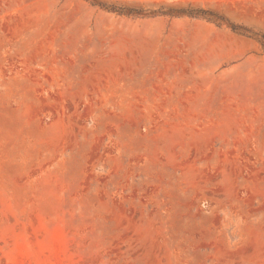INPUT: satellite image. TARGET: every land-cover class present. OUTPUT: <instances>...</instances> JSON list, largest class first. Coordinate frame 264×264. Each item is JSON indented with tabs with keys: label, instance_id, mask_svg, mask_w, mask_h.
Listing matches in <instances>:
<instances>
[{
	"label": "rangeland",
	"instance_id": "obj_1",
	"mask_svg": "<svg viewBox=\"0 0 264 264\" xmlns=\"http://www.w3.org/2000/svg\"><path fill=\"white\" fill-rule=\"evenodd\" d=\"M0 264H264V0H0Z\"/></svg>",
	"mask_w": 264,
	"mask_h": 264
}]
</instances>
